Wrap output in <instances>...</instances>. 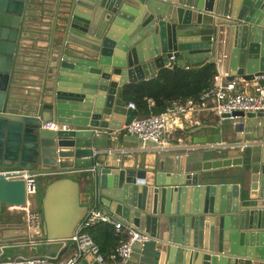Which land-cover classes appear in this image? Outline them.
Masks as SVG:
<instances>
[{
  "label": "water",
  "instance_id": "obj_1",
  "mask_svg": "<svg viewBox=\"0 0 264 264\" xmlns=\"http://www.w3.org/2000/svg\"><path fill=\"white\" fill-rule=\"evenodd\" d=\"M204 61L227 80L264 77V0H0V214L21 210L37 178L80 170L89 198L148 238L138 264L264 263V147L246 183L244 171L213 182L239 156L203 161L205 174L109 161L93 148L102 130L137 118L118 88ZM28 85L39 90L21 92ZM50 121L67 127H43ZM88 207L77 181L54 178L40 197L39 242L15 254L61 259ZM10 237L27 239L0 226V241ZM76 264L98 263L87 253Z\"/></svg>",
  "mask_w": 264,
  "mask_h": 264
},
{
  "label": "crops",
  "instance_id": "obj_2",
  "mask_svg": "<svg viewBox=\"0 0 264 264\" xmlns=\"http://www.w3.org/2000/svg\"><path fill=\"white\" fill-rule=\"evenodd\" d=\"M36 29L41 30L45 29V27L36 26ZM39 35L41 36L42 34ZM33 36L36 37L37 34ZM32 61H38V59L32 58ZM187 65L189 64L186 63ZM29 68L37 69V66L34 64L33 67L29 66ZM214 68L216 70V67ZM235 80L242 81L239 78ZM255 82L264 83V77L250 81V84ZM28 89L31 93H34L39 90V87L28 85L21 92L26 93ZM120 92L121 88H118L117 96L122 98ZM173 103L170 104L171 109L168 112L167 130L163 136L167 145L165 149L157 148L152 143L142 144L135 135L124 134L122 130L112 135L111 132L114 133L115 129L102 130L95 140L93 148L104 154L109 161H123L124 164L128 165L134 164L137 161L141 164L145 163L147 166L156 167L164 163L166 171L172 169L173 166L175 167V164H180L185 172L201 171V163L205 160L219 159L226 156H239L242 158L241 165L213 171L216 178L218 177L213 182H238V176L241 171H244L245 166H247L246 164L251 160H258L260 158L264 147V116L253 119L245 117H226L220 119L211 111L206 102H195L185 112L177 113L172 108ZM112 122L119 123L117 120H113ZM123 126L124 124L118 129H121ZM245 152L248 153L250 161L246 160L247 156H245ZM201 172L208 173L207 171ZM86 173L85 171L74 170L64 172V174H47L39 182L40 196H42L46 185L54 178L70 177L79 183L80 200L82 203L93 204L96 201L91 200L87 194ZM37 191L38 187H36V193L29 196L26 204L36 210L40 206L36 199ZM7 214L12 216L7 217ZM0 226L4 229L6 236L19 232L28 237L29 233L24 227L22 210H17L13 214L3 211L0 214ZM148 242L147 240L141 247H134L128 264L139 263L141 252ZM72 251L73 244L71 243L69 250L62 258L69 256ZM19 254L31 256L28 252L22 253L21 250ZM246 264L251 263L247 261ZM258 264L264 263L259 262Z\"/></svg>",
  "mask_w": 264,
  "mask_h": 264
},
{
  "label": "built area",
  "instance_id": "obj_3",
  "mask_svg": "<svg viewBox=\"0 0 264 264\" xmlns=\"http://www.w3.org/2000/svg\"><path fill=\"white\" fill-rule=\"evenodd\" d=\"M172 59L173 56L171 57ZM197 102L187 98L183 102L173 103V109L177 113L185 112ZM198 102L207 103L211 111L220 119L231 117L234 111H252L264 113V83L227 80L225 74L217 73L213 76L210 88L199 95ZM127 106L135 108L129 102ZM151 114L145 118H136L124 125L121 129H115L112 135L122 130L124 134L135 135L142 144L152 143L157 148L165 149L164 134L168 125V112ZM43 127L51 130L66 129L67 125L54 121L46 122ZM27 182V193L34 194V186H30L33 177L24 175ZM23 212L24 227L29 233L27 239L14 238L0 241V264H76L83 255L91 253L98 264H128L135 246H143L148 240L146 236L130 229L110 213L101 209L95 202L89 205L85 215L79 221L73 235L69 238L74 248L72 253L59 260L45 255L23 256L15 254L20 246H29L39 242L41 234V214L38 210L25 205L21 208ZM105 223L113 226L118 234L124 235L107 260L99 251L98 245L86 232L89 227ZM51 241V240H48Z\"/></svg>",
  "mask_w": 264,
  "mask_h": 264
},
{
  "label": "trees",
  "instance_id": "obj_4",
  "mask_svg": "<svg viewBox=\"0 0 264 264\" xmlns=\"http://www.w3.org/2000/svg\"><path fill=\"white\" fill-rule=\"evenodd\" d=\"M215 74L217 72L210 63H194L184 67L173 64L162 67L155 75L147 79L124 85L120 94L126 103L134 104L137 118H145L151 114L166 111L172 102L181 103L187 98L198 102L199 95L210 88ZM245 156H247L246 160L250 161L247 152ZM243 173L244 183H246L249 174L248 166H245ZM38 211L41 214L40 206ZM86 232L107 260L124 237L116 233L113 226L105 223L95 224L86 229Z\"/></svg>",
  "mask_w": 264,
  "mask_h": 264
},
{
  "label": "rangeland",
  "instance_id": "obj_5",
  "mask_svg": "<svg viewBox=\"0 0 264 264\" xmlns=\"http://www.w3.org/2000/svg\"><path fill=\"white\" fill-rule=\"evenodd\" d=\"M40 180H41L40 178H37V179H36V184H37V187H38V191H37L36 199H37V202H38L39 205H40V197H41V196H40V188H39V182H40ZM38 208H39V207H38ZM6 216L8 217V216H12V215H8V214H7ZM22 253H26V252H25V251H22Z\"/></svg>",
  "mask_w": 264,
  "mask_h": 264
}]
</instances>
